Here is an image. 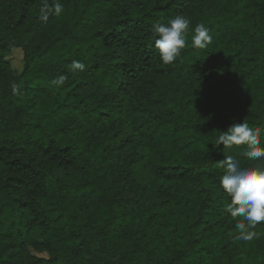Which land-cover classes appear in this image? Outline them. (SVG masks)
Segmentation results:
<instances>
[{
	"label": "trees",
	"instance_id": "trees-1",
	"mask_svg": "<svg viewBox=\"0 0 264 264\" xmlns=\"http://www.w3.org/2000/svg\"><path fill=\"white\" fill-rule=\"evenodd\" d=\"M56 2L43 22L45 0H0V264H264V222L235 239L220 184L247 145H213L246 119L264 146V0ZM176 15L166 65L152 26ZM16 47L43 86L20 84Z\"/></svg>",
	"mask_w": 264,
	"mask_h": 264
},
{
	"label": "clouds",
	"instance_id": "clouds-1",
	"mask_svg": "<svg viewBox=\"0 0 264 264\" xmlns=\"http://www.w3.org/2000/svg\"><path fill=\"white\" fill-rule=\"evenodd\" d=\"M63 5L56 2L49 5L45 0L40 8L39 19L47 22L50 15H60ZM191 19L184 15H176L166 23H157L152 26L154 47L159 50L160 60L168 65L176 61L182 49L185 48L187 35L190 30ZM192 36V46L205 49L212 42L210 29L203 23L195 25ZM85 65L80 61H73L71 70L83 71ZM57 85L64 83L60 77L54 81ZM223 144V149H230L234 145H247L242 155L253 162L248 166H242L241 161L232 155H225L220 167L224 174L220 178V184L231 197V203L225 210L232 218L240 217L236 222L238 231L235 239L252 240L256 233L253 231L256 225L264 222V146L261 145V129L250 126L244 119L241 123H235L226 131L219 132L218 138L213 142L217 150Z\"/></svg>",
	"mask_w": 264,
	"mask_h": 264
},
{
	"label": "rangeland",
	"instance_id": "rangeland-1",
	"mask_svg": "<svg viewBox=\"0 0 264 264\" xmlns=\"http://www.w3.org/2000/svg\"><path fill=\"white\" fill-rule=\"evenodd\" d=\"M7 58L11 60L14 67V74L19 78L21 85H31V86H43L45 81L41 77H35L30 80H25L22 76L25 67V51L23 48L16 47L13 48L10 53L7 54ZM42 256H47L46 253L40 254Z\"/></svg>",
	"mask_w": 264,
	"mask_h": 264
}]
</instances>
